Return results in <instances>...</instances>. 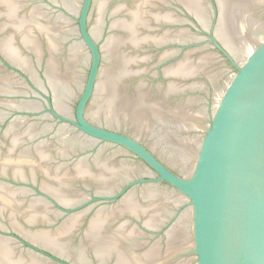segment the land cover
<instances>
[{
    "label": "water",
    "instance_id": "water-1",
    "mask_svg": "<svg viewBox=\"0 0 264 264\" xmlns=\"http://www.w3.org/2000/svg\"><path fill=\"white\" fill-rule=\"evenodd\" d=\"M0 264H264V0H0Z\"/></svg>",
    "mask_w": 264,
    "mask_h": 264
}]
</instances>
